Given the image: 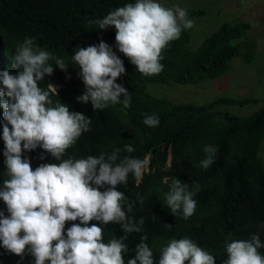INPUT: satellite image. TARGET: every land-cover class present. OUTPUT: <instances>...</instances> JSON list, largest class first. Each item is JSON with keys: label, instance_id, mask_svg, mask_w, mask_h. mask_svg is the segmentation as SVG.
I'll return each mask as SVG.
<instances>
[{"label": "clouds", "instance_id": "1", "mask_svg": "<svg viewBox=\"0 0 264 264\" xmlns=\"http://www.w3.org/2000/svg\"><path fill=\"white\" fill-rule=\"evenodd\" d=\"M96 23L100 30L115 27V48L145 76L163 70L162 51L194 26L185 9L164 7L157 0L126 3ZM33 41L25 38L12 57L13 66L22 71L15 75L0 72V124L8 177L0 186V200L8 213L0 211V250L7 257L0 264L16 255L23 258L26 251L34 257V264H215L214 256L188 237L173 238L158 250L142 233L144 219L137 222L129 215L135 202L128 201L118 187L127 185L130 174L138 185L150 164L149 157L121 156L122 152L133 153L132 145L86 158H64L66 150L90 130L91 118L69 111L63 103L53 106L50 92L58 95L62 83L51 78L49 90H44L39 82L52 75L50 60L62 71H67L68 64L44 49H34ZM71 63L78 66L84 84L79 102H91L94 112L109 104L130 107L129 92L116 83L126 69L113 47L103 41L79 47ZM142 122L148 127L160 123L155 114H145ZM37 147L58 163L41 164L33 170L23 152ZM202 150L206 158L200 166L206 170L215 163L217 148L205 145ZM198 190V184L190 191L188 184L173 178L163 203L174 216L187 220L195 213ZM131 233L141 235L132 237ZM230 237L225 239L227 260L223 264H264L259 234L247 240Z\"/></svg>", "mask_w": 264, "mask_h": 264}, {"label": "trees", "instance_id": "2", "mask_svg": "<svg viewBox=\"0 0 264 264\" xmlns=\"http://www.w3.org/2000/svg\"><path fill=\"white\" fill-rule=\"evenodd\" d=\"M130 2L135 0H0V72L7 70L15 75L22 71V67L13 66L12 57L25 38H34V49H44L64 59L67 71L55 68V60H50L54 71L39 86L49 90V80L57 79L62 87L58 95L50 92L53 106L63 103L69 111L91 118L90 130L66 150L64 158L71 155L86 158L132 145L135 151L122 152L121 156L149 157L150 164L138 185L130 174L127 185H120L118 190L128 201L135 202L129 215L137 222L144 219L146 227L142 233L155 242L158 250L173 238H191L214 256L215 264H223L227 260L225 239L229 234L230 239L245 240L259 234L264 243V164L258 157L259 144L264 138V103L248 115H235L224 113L218 107L243 106L259 100L219 97L207 104H174L149 94L146 84L166 80L198 83L222 76L229 68L230 59L241 54L234 42L248 35L251 24L243 20L223 22L195 49L188 48L189 29L184 30L178 40L170 42L162 51L163 70L158 75L145 76L115 48V27L100 30L96 23L110 11ZM186 11L190 19L205 13L201 9ZM101 41L113 47L123 61L126 72L116 83L129 92L128 108L122 103L109 104L94 112L91 102L84 104L77 100L85 89L71 56L74 49L98 45ZM145 114L158 116L159 125H144ZM2 118L0 108V121ZM2 130L0 124V186L8 179ZM205 145L217 148L215 163L206 170L200 166L206 158L202 150ZM23 158L30 160L33 170L41 164L58 163L40 147L24 151ZM173 178L188 184L190 191L199 185L194 195L195 213L187 220L182 215L174 216L163 203ZM0 211L8 215L2 200ZM130 235L137 237L141 233ZM259 251L264 255V248ZM0 254L1 263L7 257H2L5 253L1 250ZM30 261L33 263L34 257L26 251L23 258L16 255L14 259L8 258L6 264H29Z\"/></svg>", "mask_w": 264, "mask_h": 264}, {"label": "rangeland", "instance_id": "3", "mask_svg": "<svg viewBox=\"0 0 264 264\" xmlns=\"http://www.w3.org/2000/svg\"><path fill=\"white\" fill-rule=\"evenodd\" d=\"M164 7L179 6L185 10L201 9L205 13L191 18L189 49L197 48L205 37L223 22L248 21V35L235 41L242 54L232 57L229 68L220 77L198 83L181 84L172 80L146 84V91L154 97L174 104H207L219 97L256 98L257 103L243 106L224 105L218 110L235 115H248L264 103V0H157ZM264 164V138L258 149Z\"/></svg>", "mask_w": 264, "mask_h": 264}, {"label": "water", "instance_id": "4", "mask_svg": "<svg viewBox=\"0 0 264 264\" xmlns=\"http://www.w3.org/2000/svg\"><path fill=\"white\" fill-rule=\"evenodd\" d=\"M168 164H171V156L168 158Z\"/></svg>", "mask_w": 264, "mask_h": 264}]
</instances>
